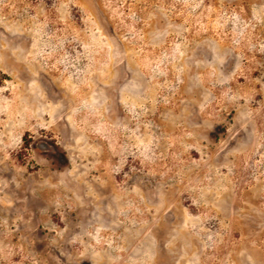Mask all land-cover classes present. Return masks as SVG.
Listing matches in <instances>:
<instances>
[{"label":"rangeland","instance_id":"rangeland-1","mask_svg":"<svg viewBox=\"0 0 264 264\" xmlns=\"http://www.w3.org/2000/svg\"><path fill=\"white\" fill-rule=\"evenodd\" d=\"M0 264H264V0H0Z\"/></svg>","mask_w":264,"mask_h":264}]
</instances>
